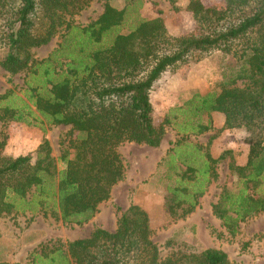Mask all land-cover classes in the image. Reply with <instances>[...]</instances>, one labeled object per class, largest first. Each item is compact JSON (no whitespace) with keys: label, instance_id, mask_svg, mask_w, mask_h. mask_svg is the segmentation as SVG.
Wrapping results in <instances>:
<instances>
[{"label":"trees","instance_id":"1","mask_svg":"<svg viewBox=\"0 0 264 264\" xmlns=\"http://www.w3.org/2000/svg\"><path fill=\"white\" fill-rule=\"evenodd\" d=\"M91 1L0 0V67L11 75L26 72L29 77L25 98L15 97L22 104L6 102L0 119L30 123L23 111L27 108L33 115L34 108L39 115L35 120L70 126L77 135L56 158L46 137L34 156L0 155V216L29 212L50 214L65 224L88 222L124 176L117 147L125 142L158 147L169 125L181 136L163 158L175 180L191 181L198 175L208 182L213 164L232 151L226 149L214 158L207 150L202 154L207 162L194 168L190 158L179 154V143L188 134L212 130L211 113L217 111L225 119L217 132L237 128L248 133L246 162L228 164L240 177L236 189L224 187L212 204L213 214L234 236L240 222L264 212V0H226L223 8L188 0L186 9L198 25L179 36L170 35L159 16L139 18L128 31L120 32L128 10L108 0H103V11L94 21L73 25L67 17ZM235 11L239 15L231 20ZM62 28L58 48L46 58L34 59L31 49L49 43ZM214 50L231 55L229 72L211 90L195 91L176 108L182 121L177 122L172 110L156 122L150 100L154 83L164 72L197 62ZM4 145L0 140V150ZM169 190L176 197L167 206L174 216L175 206L183 200L176 196L178 186ZM197 197L179 217L193 211ZM151 235L147 212L130 203L118 215L114 230L96 227L86 237L67 241L65 248L41 243L27 264H230L226 252L214 247L161 256Z\"/></svg>","mask_w":264,"mask_h":264},{"label":"rangeland","instance_id":"2","mask_svg":"<svg viewBox=\"0 0 264 264\" xmlns=\"http://www.w3.org/2000/svg\"><path fill=\"white\" fill-rule=\"evenodd\" d=\"M201 1L206 7L223 8L226 4V0ZM108 2L117 8L126 7L128 10L123 23L119 26L120 32L128 31L139 18L149 19L157 16L163 19L167 32L172 36L190 33L198 25L194 14L186 9L188 0H108ZM103 3V0H93L87 7L67 18H70L73 25H87L101 14ZM238 15L239 11L233 12L230 16L231 20L236 19ZM64 30L62 28L49 43L32 48V57L38 61L48 57L58 48ZM2 55L3 51L0 49V59ZM59 59L62 57L59 56ZM232 62L231 55L214 50L197 62L181 63L164 72L150 91L155 121H161L168 111L174 110L172 114L178 115L176 108L184 106V102L195 91L203 94L211 90L229 72ZM54 64H56L55 61ZM28 78L26 72L11 75L0 67V95H6L5 98H0V115H3L2 108L9 100L12 99L15 106L22 104L15 97L25 98L23 90L27 88ZM32 110L33 115L27 108L23 111L26 120L30 123L9 117L0 119V140H5L0 155L14 157L21 154H32L34 156L41 139L46 137L50 142L52 155L56 158L66 149L69 139L77 136L76 133H71L70 126L50 125L44 119L35 120L34 116L39 115L34 108ZM182 120L179 114L177 122ZM247 136L248 133L241 129L229 133L227 144L233 148L230 149L232 152L214 163L212 169V164L208 162L211 169L208 182L198 175L191 181L185 179L177 182L174 171L168 169L167 160H164V157L163 161L159 162L156 171L149 176L146 174L143 182H138V176L134 175L129 177L131 182H123L114 186L110 197L100 203L98 212L82 225L65 224L50 214L43 216L41 213L32 215L25 212L1 215L0 262L27 264L32 251L41 243H46L50 247L62 244L65 248L67 241L86 237L96 227L112 231L116 228L118 215L130 203L138 201L139 204H136L144 206L149 216L152 229L151 238L158 245L161 256L172 252H197L204 248L214 247L226 252L230 264H264V212L240 222L234 236L229 235L222 225L221 227L216 225L218 221L210 211L206 213L198 210L194 214H191V211L179 217L183 209L196 200V194L199 195L197 190L200 188L203 192L197 197V201L204 199V202L207 200L216 202L224 187L236 189L240 177L235 171L229 169L228 164L231 160L236 164L237 158L248 149L245 141ZM180 137L172 125L166 127L163 146H166L167 152L175 146L176 140ZM185 138L179 143L182 145L179 154L190 158L194 168H201L203 163L207 162L202 154L207 150L210 151L209 135L188 134ZM197 145L200 146V149L197 147L199 155L195 149ZM153 150L145 144L129 145L126 143L119 149L128 169L132 162L138 169L140 157H147L148 152H156ZM185 164L180 166L179 172L184 170ZM212 171L216 173L215 177L211 176ZM211 183L213 187L210 189ZM173 186L180 188L181 191H178L176 196L181 198L183 203L175 206V214L171 216L167 206L172 204L173 199L176 198L175 194L169 190V187ZM206 191L208 197L205 199Z\"/></svg>","mask_w":264,"mask_h":264},{"label":"crops","instance_id":"3","mask_svg":"<svg viewBox=\"0 0 264 264\" xmlns=\"http://www.w3.org/2000/svg\"><path fill=\"white\" fill-rule=\"evenodd\" d=\"M211 117H212L213 129L206 131V132H203V133L209 135V138L212 137L213 135H215L214 138L211 139L209 153L212 155V157L216 158L217 156H219V153L221 151H223L224 149H233V148H231V146H228V144H227L228 143L227 142L228 141L227 136L229 135L230 132H233V131L239 130V129H237V128L223 129L222 131L217 132V130L222 128L224 125V120H225L224 115L220 112L214 111L211 113ZM203 133H201V134H203ZM165 135H166V132H165ZM165 135H164V137H163V139H162V141L158 147H150V146L146 145L148 148H150L152 150L154 149L153 151H156V152H152V153L148 152L147 157H144V156L140 157V162L138 163V169L136 167V164H134L133 162L130 164L131 165L130 169H128L126 167L127 166L126 161L123 160L124 165H125L124 176L114 186H116L120 183H123V182H131L129 177H132L134 175L138 176V178H139L138 182H143V180L145 179V176H147L146 174H148V176H149L153 173V171L155 172L157 169V166L159 165V162L163 161V158L167 154L166 146H163L164 142H165ZM125 143L129 144V145H139V144L134 143V142H125ZM123 144H121L117 147V150L119 153H120L119 149ZM222 145H224V146L222 147ZM242 153L243 154L241 155V157L237 158V163H236L237 165H243L246 162L247 150L243 151ZM150 170H152V171L150 172ZM113 187L111 190V194L113 192ZM212 187H213V185L211 183L209 185V188L211 189ZM206 193H208V192L207 191L205 192V199H206V197H208V194H206ZM203 200L201 199L198 201L197 206L193 209L191 214H194V212H196L198 210H203L206 213H207V211H210V213L213 214L212 203H215V201L214 200H211V201L207 200L204 202ZM133 203L139 204L138 201H134ZM143 207L144 206H142V208ZM214 218L218 221L216 225L221 227V220L218 219L216 216H214Z\"/></svg>","mask_w":264,"mask_h":264}]
</instances>
